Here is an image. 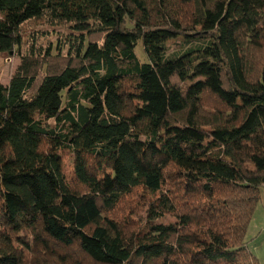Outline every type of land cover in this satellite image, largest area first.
Returning <instances> with one entry per match:
<instances>
[{
  "label": "trees",
  "instance_id": "16d2710c",
  "mask_svg": "<svg viewBox=\"0 0 264 264\" xmlns=\"http://www.w3.org/2000/svg\"><path fill=\"white\" fill-rule=\"evenodd\" d=\"M42 18L70 24L67 61L0 82V264H260L264 0H0V54Z\"/></svg>",
  "mask_w": 264,
  "mask_h": 264
},
{
  "label": "rangeland",
  "instance_id": "374dc122",
  "mask_svg": "<svg viewBox=\"0 0 264 264\" xmlns=\"http://www.w3.org/2000/svg\"><path fill=\"white\" fill-rule=\"evenodd\" d=\"M203 29L210 28V26H202ZM199 29V27H198ZM21 32L23 35V44L21 46L20 53H1L0 54V82L5 86L9 85L10 79L17 67L21 63V54L31 55L34 59L39 62H44V56L49 50L51 54H56L55 46L59 42L63 43V48L61 49V54L57 58H51L49 61L52 68H58L66 63V56L68 55V40L70 39L71 29L70 24L65 22H48L46 19H32L25 22L21 27ZM184 37H175L167 41V46L170 51H177L181 46V43L187 45L184 42ZM180 43V45H179ZM181 46V47H180ZM46 50V51H45ZM135 51L137 52L139 58L142 61H145L146 55L143 50L142 42L136 47ZM205 75V74H200ZM206 76H199L197 78H202ZM190 83V81H189ZM137 101H141L137 99ZM38 117V116H36ZM69 127V124H67ZM70 164V162H69ZM72 171V169H70ZM139 191L135 192L130 198L124 201V205L121 208H118L115 212L122 209V211L117 214L116 218H121L122 220L129 221L128 226L131 228L135 227V224H141L146 221V210L148 206L147 197L142 194H138ZM114 215V213H112ZM264 215V189L262 191V196L260 198L259 204L256 209V218L260 220ZM156 222L169 224L175 222V219L172 217H164L157 219ZM149 229V227H146ZM253 237L252 233L249 235ZM79 261L83 264H92V261H87L80 254H76Z\"/></svg>",
  "mask_w": 264,
  "mask_h": 264
},
{
  "label": "crops",
  "instance_id": "0c3cea01",
  "mask_svg": "<svg viewBox=\"0 0 264 264\" xmlns=\"http://www.w3.org/2000/svg\"><path fill=\"white\" fill-rule=\"evenodd\" d=\"M250 233H252L253 237L249 236ZM247 239H249L250 245L259 258L260 264H264V217L258 220L256 211L248 229Z\"/></svg>",
  "mask_w": 264,
  "mask_h": 264
}]
</instances>
